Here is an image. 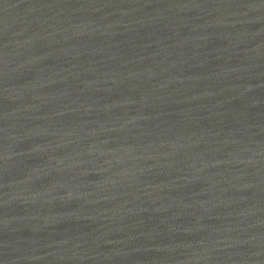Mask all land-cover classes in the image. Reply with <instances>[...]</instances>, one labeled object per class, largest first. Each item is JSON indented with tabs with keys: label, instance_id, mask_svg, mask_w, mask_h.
Masks as SVG:
<instances>
[{
	"label": "water",
	"instance_id": "water-1",
	"mask_svg": "<svg viewBox=\"0 0 264 264\" xmlns=\"http://www.w3.org/2000/svg\"><path fill=\"white\" fill-rule=\"evenodd\" d=\"M0 264H264V0H0Z\"/></svg>",
	"mask_w": 264,
	"mask_h": 264
}]
</instances>
